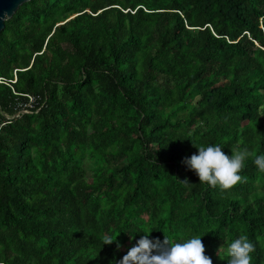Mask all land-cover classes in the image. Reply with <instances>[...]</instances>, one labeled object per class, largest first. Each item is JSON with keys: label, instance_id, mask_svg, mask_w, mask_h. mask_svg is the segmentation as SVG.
I'll list each match as a JSON object with an SVG mask.
<instances>
[{"label": "trees", "instance_id": "16d2710c", "mask_svg": "<svg viewBox=\"0 0 264 264\" xmlns=\"http://www.w3.org/2000/svg\"><path fill=\"white\" fill-rule=\"evenodd\" d=\"M0 77V264H116L144 232L264 264V0H29ZM206 143L249 147L240 182H200Z\"/></svg>", "mask_w": 264, "mask_h": 264}, {"label": "clouds", "instance_id": "9594fccd", "mask_svg": "<svg viewBox=\"0 0 264 264\" xmlns=\"http://www.w3.org/2000/svg\"><path fill=\"white\" fill-rule=\"evenodd\" d=\"M196 146L198 153L186 156L183 162L196 172L200 182L229 189L242 180L241 170L250 155L247 145L232 149L231 155L223 150L224 145L220 143ZM255 163L264 170V154L257 155ZM182 181L190 184L187 179ZM144 233L116 264H213L211 256L205 252L200 235L176 239L165 236L161 241L159 238L152 239L149 235L151 232ZM130 234L135 239V233ZM255 248V243L247 235L232 239L227 246V264H252Z\"/></svg>", "mask_w": 264, "mask_h": 264}, {"label": "water", "instance_id": "95a60500", "mask_svg": "<svg viewBox=\"0 0 264 264\" xmlns=\"http://www.w3.org/2000/svg\"><path fill=\"white\" fill-rule=\"evenodd\" d=\"M29 0H0V31L5 26V20L11 18L20 5Z\"/></svg>", "mask_w": 264, "mask_h": 264}, {"label": "built area", "instance_id": "2783aa9c", "mask_svg": "<svg viewBox=\"0 0 264 264\" xmlns=\"http://www.w3.org/2000/svg\"><path fill=\"white\" fill-rule=\"evenodd\" d=\"M14 81H15V79L11 80V82H14ZM0 82H5V81H4V79H2L0 77ZM27 96L29 97L28 102L25 104L19 103V111H17L15 114H13V115L4 114L5 119H11L12 117L19 116L21 113L31 111V109L35 105L36 98L34 96L29 95V94H27ZM6 122H8V121H5L3 118L0 117V127L2 125H4Z\"/></svg>", "mask_w": 264, "mask_h": 264}, {"label": "rangeland", "instance_id": "374dc122", "mask_svg": "<svg viewBox=\"0 0 264 264\" xmlns=\"http://www.w3.org/2000/svg\"><path fill=\"white\" fill-rule=\"evenodd\" d=\"M71 17H74V15H72ZM87 174H88V178H90L91 173H90V171H88V169H87Z\"/></svg>", "mask_w": 264, "mask_h": 264}]
</instances>
